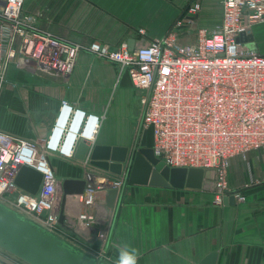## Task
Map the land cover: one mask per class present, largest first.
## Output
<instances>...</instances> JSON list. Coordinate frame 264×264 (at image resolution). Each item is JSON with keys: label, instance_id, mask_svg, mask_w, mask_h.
<instances>
[{"label": "built area", "instance_id": "built-area-1", "mask_svg": "<svg viewBox=\"0 0 264 264\" xmlns=\"http://www.w3.org/2000/svg\"><path fill=\"white\" fill-rule=\"evenodd\" d=\"M199 10V1L194 0L184 13L197 15ZM220 10L219 24L213 29L196 28L194 20H188L187 31L195 30L193 42L179 41L176 29L181 21H176L160 38L146 40L139 30L141 38L129 49L126 41L111 46L62 39L36 27V17L24 10V0H0V97L9 83L10 67L67 76L78 54L87 51L114 63L143 94L139 129L147 130L158 162L169 169L208 171L201 190L211 192L218 203L229 196L243 202L242 194L226 187L225 176L232 159L264 153V54L237 39L264 23V0H221ZM98 122V116L62 101L42 145L0 130V203L56 235L62 180L51 169L47 154L58 151L72 157L80 140L94 137ZM22 166L42 176L35 195L14 184ZM82 179L83 194L67 202L74 201L78 207L74 229L80 223V231L87 232L75 234L89 240L95 209L103 204L108 190L122 189L124 176L88 168ZM96 232V241L104 243L105 231ZM85 253L101 261L105 251L98 250L97 256Z\"/></svg>", "mask_w": 264, "mask_h": 264}, {"label": "crops", "instance_id": "crops-1", "mask_svg": "<svg viewBox=\"0 0 264 264\" xmlns=\"http://www.w3.org/2000/svg\"><path fill=\"white\" fill-rule=\"evenodd\" d=\"M192 1L24 0V10L36 17L39 30L62 39L111 46L130 41L133 49L141 38L139 30L146 40L165 35L176 21H181L177 32L187 30L184 11ZM197 1L200 10L195 27L215 28L221 0ZM250 34L251 48L264 54V23L254 25ZM7 79L11 83L0 97L1 131L42 145L62 101L99 117L94 137L85 140L89 148L83 159L75 156L76 148L72 157L58 151L47 154L58 179H82L88 168L111 174L90 163L94 146L132 149L139 145L143 94L114 63L83 50L67 76L54 71L31 74L10 67ZM148 137L147 133L149 147ZM121 175L124 185L119 205L109 210L103 202L94 213L92 236L97 230L105 231L103 249L108 264H198L211 252L217 253L215 264H264V153L231 160L226 187L245 197L243 202L234 199L233 204L218 203L211 192L201 189L128 184L127 175Z\"/></svg>", "mask_w": 264, "mask_h": 264}, {"label": "water", "instance_id": "water-1", "mask_svg": "<svg viewBox=\"0 0 264 264\" xmlns=\"http://www.w3.org/2000/svg\"><path fill=\"white\" fill-rule=\"evenodd\" d=\"M186 18L193 21L196 15H188ZM237 41L245 42L251 47L253 38L251 34H240ZM128 46L131 49L132 42L129 41ZM146 141L147 130L143 129L139 148L132 147L130 155H128L129 149L126 147L94 146L90 151V163L116 176L121 175L125 168L128 184L154 187L200 189L203 178L210 176V172H203L201 169H169L157 161ZM88 148V144L80 140L75 156L83 159ZM126 158H128L127 162ZM41 178V174L36 170L22 166L15 176L14 184L30 195H35L39 189ZM84 185L83 179L62 180L57 223L66 232L75 234L73 221H68L70 217L66 213L67 199L83 194ZM121 190L110 189L106 192L104 204L107 209L113 210L119 205L122 196ZM222 201L224 204H228V202L233 204L234 197H223ZM94 240H96L94 236H91L89 240L84 239L86 243H92ZM0 249L26 264H105L99 259L77 250L66 241L3 204H0ZM216 258L217 253L211 252L198 264H215Z\"/></svg>", "mask_w": 264, "mask_h": 264}, {"label": "rangeland", "instance_id": "rangeland-1", "mask_svg": "<svg viewBox=\"0 0 264 264\" xmlns=\"http://www.w3.org/2000/svg\"><path fill=\"white\" fill-rule=\"evenodd\" d=\"M194 33H195V30H190V31H187V30H183V31H178V37H179V41L181 43H190L191 40L193 41L194 40ZM9 81V80H8ZM11 82L9 81V83H7L5 85L8 86ZM149 138V137H148ZM139 145L136 146V149H138ZM131 150V147L130 149ZM127 164V163H126ZM125 172V170H124ZM2 204V203H0ZM10 208V207H9ZM13 209V208H12ZM26 219H29L30 216H27L25 215L24 216ZM77 226H79L78 228L75 227L74 229V232L75 233H79L80 235H85L84 232H81V228H82V225H80V223L77 224ZM55 233L57 236H59L60 239L66 241L67 243H69L70 245H72L74 248H76L77 250H80L82 252H88L92 255H95L97 256V253H98V250H101L104 248V243L102 242H97V245L94 244H90V243H86L85 241L81 240L76 234L72 233V232H66L64 231V229H62L60 227V230H54ZM104 250V249H103ZM84 252V253H85ZM87 254V253H86ZM103 258L104 259H101V262L102 263H105V264H108L109 261H107V256L104 254L103 255ZM0 264H26L24 263L23 261L17 259L16 257L6 253L5 251L3 250H0Z\"/></svg>", "mask_w": 264, "mask_h": 264}, {"label": "bare ground", "instance_id": "bare-ground-1", "mask_svg": "<svg viewBox=\"0 0 264 264\" xmlns=\"http://www.w3.org/2000/svg\"><path fill=\"white\" fill-rule=\"evenodd\" d=\"M76 210H77V204L74 205V203L71 201H68L66 203V212H67L68 217L69 216H76L75 218L70 217V219H72V220L77 219L78 213H76Z\"/></svg>", "mask_w": 264, "mask_h": 264}]
</instances>
